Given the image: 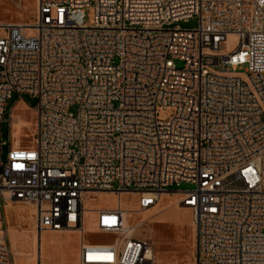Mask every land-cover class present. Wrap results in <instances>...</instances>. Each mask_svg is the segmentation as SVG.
I'll list each match as a JSON object with an SVG mask.
<instances>
[{
    "label": "built area",
    "instance_id": "built-area-1",
    "mask_svg": "<svg viewBox=\"0 0 264 264\" xmlns=\"http://www.w3.org/2000/svg\"><path fill=\"white\" fill-rule=\"evenodd\" d=\"M14 93L36 99L28 146ZM182 182L195 264H264V0H36L29 26L0 24V204L31 205L37 237L78 234V264H157L141 214ZM101 194L119 199L90 208Z\"/></svg>",
    "mask_w": 264,
    "mask_h": 264
},
{
    "label": "rangeland",
    "instance_id": "rangeland-1",
    "mask_svg": "<svg viewBox=\"0 0 264 264\" xmlns=\"http://www.w3.org/2000/svg\"><path fill=\"white\" fill-rule=\"evenodd\" d=\"M35 11L36 0H0V23H32L35 19ZM86 17L88 21L94 17L93 7L86 9ZM175 25H179L182 28H193L197 26V21L196 19H191L177 22ZM177 64L182 66L183 62L177 61ZM18 99L19 96L14 93L7 100L5 118L9 117L11 108L15 106L16 118L22 122H30L29 125L23 128L22 136L19 137L20 144L28 146L33 140L36 120V112L29 105L34 106L36 99L29 94H24L22 100ZM173 110V108L162 109L159 112V118L167 119L173 113ZM2 132L3 137L9 140L10 126L8 121L3 122ZM12 135L14 142L17 138L13 134V128ZM7 150L8 145L4 147V155ZM117 185L118 183L116 182L114 187ZM194 187L195 185L190 182H182L179 186L168 187V190L171 191L170 195L168 193L164 195L155 208L147 211L150 217L139 234L148 236L153 240L157 264H195V229L191 211L189 209L186 210L188 218L183 222H179L175 218L172 219L170 214L172 208L178 204L177 195H174V192L190 190ZM116 199L118 200L119 198L112 194H104L98 196L94 201H89L88 205L92 209L102 206H113ZM121 200L125 208L133 209L137 205L138 195L132 193L123 194ZM33 213V207L24 202L14 201L7 205L5 203L0 204V226L2 228L0 238L4 236V241L7 242L11 261L16 264H37L39 261L41 264H45L48 258L53 259L56 256H60V254H63L67 259H74L79 244V235L54 232L42 234L41 244L43 249L40 258L38 251L39 240L34 230ZM128 213L130 216V212ZM91 218L92 216L90 215L86 220L87 228L91 227ZM87 239L96 243H109L113 240V236L89 233Z\"/></svg>",
    "mask_w": 264,
    "mask_h": 264
},
{
    "label": "bare ground",
    "instance_id": "bare-ground-1",
    "mask_svg": "<svg viewBox=\"0 0 264 264\" xmlns=\"http://www.w3.org/2000/svg\"><path fill=\"white\" fill-rule=\"evenodd\" d=\"M2 24V23H0ZM21 25L23 26H29L30 23H27V22H21L20 23ZM231 41H235V37L234 36H231ZM17 115L15 114V117H14V121H13V125H12V128H13V134L14 136L17 138V140L14 141V144L15 145H20V142H19V137L22 136V133H23V128L26 127L27 125L30 124V122H22L20 121L18 118H16ZM29 130V129H28ZM102 195V194H101ZM99 195V196H101ZM113 195V194H112ZM164 195H167V193H163L161 198H160V201L163 199V196ZM176 195V194H175ZM176 198V197H175ZM176 202V201H175ZM117 203V199L115 200V204ZM178 203V201H177ZM155 208V207H154ZM151 210V209H150ZM187 208H184L182 207L181 205L177 204L174 208H172L170 214L172 216V219H177V221L179 222H183L184 220H186L188 218V213H187ZM149 211V210H148ZM128 213V212H127ZM169 214V215H170ZM145 219H148L150 216L149 214L146 212L142 213L141 214ZM22 217V216H21ZM169 218V217H168ZM37 239L39 240V244H38V251H39V256L41 258V254H42V244H41V236H38ZM55 242V241H54Z\"/></svg>",
    "mask_w": 264,
    "mask_h": 264
},
{
    "label": "crops",
    "instance_id": "crops-1",
    "mask_svg": "<svg viewBox=\"0 0 264 264\" xmlns=\"http://www.w3.org/2000/svg\"><path fill=\"white\" fill-rule=\"evenodd\" d=\"M49 232H45L43 234H46ZM58 234H62V233H58ZM79 243H80V237H79ZM78 250H79V244L77 246V250H76V257L74 259H67L64 257V255L60 254V256H56L53 259L48 258V261L45 262V264H78Z\"/></svg>",
    "mask_w": 264,
    "mask_h": 264
}]
</instances>
